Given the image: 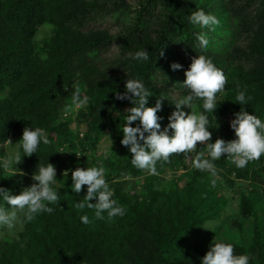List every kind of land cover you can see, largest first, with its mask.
<instances>
[{
	"label": "trees",
	"instance_id": "trees-1",
	"mask_svg": "<svg viewBox=\"0 0 264 264\" xmlns=\"http://www.w3.org/2000/svg\"><path fill=\"white\" fill-rule=\"evenodd\" d=\"M198 4L139 0L130 25L112 36L92 25L129 12L123 0H0V155L8 141L20 142L25 127L44 129L50 140L36 154L22 157L16 167L23 175L0 171V187L19 195L34 183L39 164L48 162L56 168L55 187L61 195L59 204L50 205L51 214H38L13 232L0 231V264H201L223 221L240 230L226 240L234 254H248L250 264H264V155L237 168L224 154L214 162L213 176L195 169L184 154H174L168 162L157 163L159 175H149L132 166V154L121 144L123 117L134 105L129 99L117 100L115 92L124 93L127 78L142 79L152 91L147 106L162 101L157 115L164 118L163 128L174 103L187 94L185 72L200 54L227 77L213 117L208 114L210 142L236 139L230 122L241 106L264 120V0H219L221 14L234 25L226 54L198 46V31L189 16L198 9L214 15L212 7ZM44 27L50 32L37 38ZM115 42L120 56L102 60V52ZM143 49L149 51L148 62L130 57ZM224 59L231 65L223 66ZM240 60L251 63L245 68L235 63ZM173 63L183 68L173 71ZM241 90L250 97L248 105L236 104ZM77 95L83 97L79 107L73 103ZM195 110L203 112L202 101ZM106 137L115 143L98 155ZM203 147L196 145L197 151ZM101 164L114 199L126 208L123 217L109 220L105 213L98 220L94 209L75 206L86 196L87 186L75 193L71 172L63 173ZM174 177L187 181L186 186L166 183ZM234 195L238 208L225 217ZM83 215L90 224L82 223ZM246 218L253 222L250 240L242 231Z\"/></svg>",
	"mask_w": 264,
	"mask_h": 264
},
{
	"label": "clouds",
	"instance_id": "clouds-1",
	"mask_svg": "<svg viewBox=\"0 0 264 264\" xmlns=\"http://www.w3.org/2000/svg\"><path fill=\"white\" fill-rule=\"evenodd\" d=\"M189 22L210 32L216 31L220 25L216 16L203 9L192 12ZM197 40L202 50L208 48L210 40L207 33L197 34ZM130 57L140 62L150 60L149 51L146 49L136 51ZM170 67L173 71L183 68L179 63H173ZM185 76L182 85L187 94L174 103L175 111L168 117L169 122L163 128L161 121L164 118L157 115L162 111V101L157 99L154 107L147 106L153 93L142 79L127 78L124 93L115 92L117 100L129 99L134 105L123 117L125 124L121 140V144L132 154V166L146 171L149 175H159L158 162H168L174 154H184L192 160L195 169L208 171L215 176L217 166L214 162L220 160L224 154H227V159L237 168H245L249 162L259 160L264 155V120L249 114L242 106L230 122L236 139L230 142L223 139L210 142L212 133L209 131L211 121L208 114L213 117L218 107V94L225 91L227 77L224 72L214 65L210 57L200 54L192 59ZM248 99L250 97L246 98L245 90L239 91L235 97L236 104L243 106L248 105ZM197 101H202L203 112L195 110ZM73 103L80 106L82 101L79 95L73 97ZM184 108L191 109V113H186ZM134 122L139 123L133 127ZM198 142L205 145L204 151H197ZM49 143L44 129L25 127L22 139L17 143L18 149L0 155V171L11 173V177L16 174L23 175L16 167L22 162V157L36 154L42 144ZM106 171L101 164L86 169L77 167L74 171L68 169L63 173L68 176L71 172V190L75 193H80L82 186H87L86 196L82 201L75 202V206L78 209H94L95 218L98 220L105 219V213L109 220L126 214V208L114 199L115 193L106 180ZM56 175L55 166L47 162L46 165L39 164L37 172L32 176L34 183L19 195H12L10 190L0 187V231L13 232L19 224L33 221L38 214H51L54 208L50 205L59 204L61 196L55 187L58 182ZM94 199L96 202L91 203ZM81 221L85 225L91 223L88 215L81 216ZM250 259L248 254H234V246L230 243L215 242L202 258L201 264H250Z\"/></svg>",
	"mask_w": 264,
	"mask_h": 264
},
{
	"label": "rangeland",
	"instance_id": "rangeland-1",
	"mask_svg": "<svg viewBox=\"0 0 264 264\" xmlns=\"http://www.w3.org/2000/svg\"><path fill=\"white\" fill-rule=\"evenodd\" d=\"M127 6V8H129V12H126L124 15H121L120 17L118 16H114V17H110L107 18L105 20L102 21H98L95 22L94 25H92V27L94 29H102V30H106L108 31L112 36L119 34V32L121 31V28L126 26V25H130V22L134 19V15L137 9V5H138V1L139 0H123ZM184 3H188L189 1L192 0H182ZM198 1V5L202 4V5H207L206 9H210L211 7L213 8V14L214 16H216L219 20H220V25L217 26L216 31L214 32H210L207 29H202L200 26L195 25V30L198 31V34L201 32H205L208 35V38L210 40L209 46L210 47V52H220V53H225L226 50L228 49L229 46V42L231 41L230 39V35L232 32H234L233 28L234 25L230 22V20H228L225 16V14H221L220 11V7H219V0H197ZM159 12H162L161 8H159ZM154 13H158V11H154ZM177 33L181 28V25L177 22ZM50 32V28L49 27H44L41 29L39 35L37 36V38L42 39L43 37L46 36V34ZM181 37L177 36L175 37L176 40L180 39ZM186 44V42H185ZM226 54V53H225ZM120 56V45L119 43H113L107 50L103 51L102 54L100 55V57L102 58V60L105 61H111L114 59H117ZM172 58V56H170ZM223 66H228L231 65L230 60L224 59L223 60ZM235 63H240V65H242L243 67L247 68L250 65V61H246V60H240L239 62H235ZM234 63V64H235ZM102 69L106 68V64L104 66L101 67ZM171 92H174V90ZM178 91H175V96L178 94ZM81 100H83V97H80ZM83 134V133H82ZM114 141L111 139V137H106L104 138L101 143L99 144V146L97 147V153L98 155H105L106 152L108 151V149L114 145ZM17 149L15 144H8L5 147L1 148L2 154L6 155L11 151H15ZM176 183L177 186L180 189H183L186 184L187 181H185L184 179H182L181 181H177L174 178H169L166 183L167 184H172V183ZM237 196L234 195L232 201H230L229 203V207H227V211L226 213H224L225 217H227V213L229 212V210L235 208L237 209L238 207V203H237ZM223 215V217H224ZM221 225L223 226L221 228V230L219 231L218 236H216L217 242H226V240L228 241V239L230 237H232L233 235H237L239 234L237 228H235V226L231 225L228 221L226 222H222ZM242 231L245 234L246 239L251 238L252 234H253V222L251 220V218H246L243 220L242 222ZM244 234L242 235L244 237ZM228 238V239H227ZM238 239V238H237ZM227 243V242H226Z\"/></svg>",
	"mask_w": 264,
	"mask_h": 264
}]
</instances>
